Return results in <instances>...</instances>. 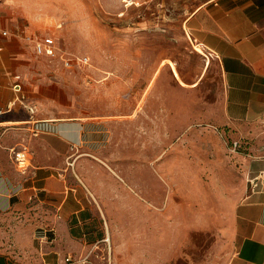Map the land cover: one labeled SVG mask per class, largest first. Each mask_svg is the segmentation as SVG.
<instances>
[{
	"label": "rangeland",
	"instance_id": "obj_1",
	"mask_svg": "<svg viewBox=\"0 0 264 264\" xmlns=\"http://www.w3.org/2000/svg\"><path fill=\"white\" fill-rule=\"evenodd\" d=\"M132 1L0 3L6 16L26 28L35 24L56 36L64 52L89 58L88 65L72 68L47 62L54 90L67 94L69 106L56 117L106 118L116 155L144 159L147 152L149 158L146 168L126 161L113 174L120 180L148 178L155 193L164 179L163 197L145 202L142 216L132 211L111 218V238L91 254L92 264H227L236 251L230 216L247 184L233 140L215 120L224 96L220 67L195 49L184 27L206 0ZM162 144L158 175L153 148Z\"/></svg>",
	"mask_w": 264,
	"mask_h": 264
},
{
	"label": "crops",
	"instance_id": "obj_2",
	"mask_svg": "<svg viewBox=\"0 0 264 264\" xmlns=\"http://www.w3.org/2000/svg\"><path fill=\"white\" fill-rule=\"evenodd\" d=\"M23 24L6 16L0 3V264H59L105 249L111 218L132 211L142 216L145 202L163 197L164 179L155 193L148 178L120 180L113 174L126 161L146 168L149 158L147 152L144 159L116 155L106 118L56 117L69 109L67 94L54 90L50 60L16 34L21 28L46 31ZM184 27L194 47L220 67L224 96L215 120L239 143L236 158L247 184L230 216L236 251L227 264H264V0H206ZM15 76L21 78L16 88ZM26 105H35L36 112ZM161 147L153 148L158 175ZM13 148L29 153L26 172L13 159Z\"/></svg>",
	"mask_w": 264,
	"mask_h": 264
},
{
	"label": "built area",
	"instance_id": "obj_3",
	"mask_svg": "<svg viewBox=\"0 0 264 264\" xmlns=\"http://www.w3.org/2000/svg\"><path fill=\"white\" fill-rule=\"evenodd\" d=\"M16 34L20 35L31 44L37 56L48 58L50 61H60L66 68H72L74 65L82 67L88 65L89 63L88 57L71 56L64 52L58 43L56 36L53 34L28 32L25 31V28L19 29ZM2 35L8 37L10 33L4 30L2 31ZM15 79L17 83L14 84V88L19 86V81L21 78L20 76H15ZM26 107L32 114L36 112L35 105H26ZM231 148H233L234 151H237L239 148V143L237 141L232 142ZM11 152L13 159L18 164L21 171L26 172L30 165L29 153L26 151V149L16 150L15 148H13ZM59 264H92L91 254H87L81 258L67 256L64 261Z\"/></svg>",
	"mask_w": 264,
	"mask_h": 264
},
{
	"label": "bare ground",
	"instance_id": "obj_4",
	"mask_svg": "<svg viewBox=\"0 0 264 264\" xmlns=\"http://www.w3.org/2000/svg\"><path fill=\"white\" fill-rule=\"evenodd\" d=\"M124 2L127 3V6H129V5H131V4L134 3L132 0H124ZM195 48H196L199 52L203 53V51H202L200 48H198V47H195Z\"/></svg>",
	"mask_w": 264,
	"mask_h": 264
}]
</instances>
